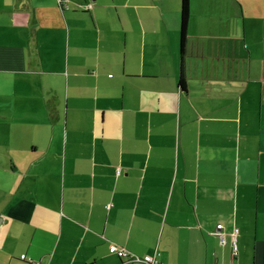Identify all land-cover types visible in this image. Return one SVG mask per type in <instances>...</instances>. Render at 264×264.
Instances as JSON below:
<instances>
[{
    "label": "crops",
    "instance_id": "crops-1",
    "mask_svg": "<svg viewBox=\"0 0 264 264\" xmlns=\"http://www.w3.org/2000/svg\"><path fill=\"white\" fill-rule=\"evenodd\" d=\"M182 4L0 0V264H264V0Z\"/></svg>",
    "mask_w": 264,
    "mask_h": 264
},
{
    "label": "trees",
    "instance_id": "trees-1",
    "mask_svg": "<svg viewBox=\"0 0 264 264\" xmlns=\"http://www.w3.org/2000/svg\"><path fill=\"white\" fill-rule=\"evenodd\" d=\"M190 4H189V0H183V4H182V37L183 40L185 41V36H186V30H187V24L189 22V19H190ZM185 75L182 71V74H181V77H180V85L184 88L186 86V80H185ZM114 245V244H112ZM111 245V246H112ZM117 245V244H116ZM115 245V246H116ZM119 248H124L122 246H119L117 245ZM110 247V246H109ZM127 252H128V255H122L119 253V251H111V252H116L118 253V255L120 256V258H125L126 260H128L129 262H133V263H136V262H144V263H147V264H154L153 262H150V261H146L145 260V257L143 256H136L134 254H132L128 249L124 248ZM110 250H111V247H110ZM23 255H26V254H23ZM148 256V255H147ZM151 256V255H149ZM152 258L154 259V262L156 264H161L159 262V260H157L154 256H152ZM22 259H26V260H30V258H27L25 256V258L22 257Z\"/></svg>",
    "mask_w": 264,
    "mask_h": 264
},
{
    "label": "built area",
    "instance_id": "built-area-1",
    "mask_svg": "<svg viewBox=\"0 0 264 264\" xmlns=\"http://www.w3.org/2000/svg\"><path fill=\"white\" fill-rule=\"evenodd\" d=\"M237 231H238V229H236V231H235V233H234V235L237 233ZM221 232V231H220ZM223 234H220V238L222 239V240H224L223 239ZM111 247V251H119V253L120 254H122V255H128V252L124 249V248H119L117 245L115 246V244L114 245H112V246H110ZM238 244H237V240L234 238V242H233V253L234 254H237L238 252ZM25 256L26 255H23L22 257L23 258H25ZM145 260L146 261H150V262H153L154 264H156L155 262H154V259L152 258V256H145Z\"/></svg>",
    "mask_w": 264,
    "mask_h": 264
}]
</instances>
